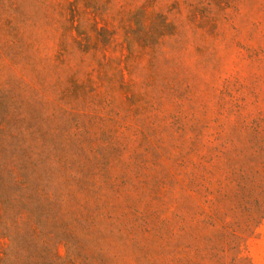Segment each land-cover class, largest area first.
Returning a JSON list of instances; mask_svg holds the SVG:
<instances>
[{"label": "rangeland", "instance_id": "obj_1", "mask_svg": "<svg viewBox=\"0 0 264 264\" xmlns=\"http://www.w3.org/2000/svg\"><path fill=\"white\" fill-rule=\"evenodd\" d=\"M1 106L6 264H264V0H0Z\"/></svg>", "mask_w": 264, "mask_h": 264}, {"label": "trees", "instance_id": "obj_2", "mask_svg": "<svg viewBox=\"0 0 264 264\" xmlns=\"http://www.w3.org/2000/svg\"><path fill=\"white\" fill-rule=\"evenodd\" d=\"M103 31L107 32L106 29H104ZM87 40L90 41V38L87 37ZM5 114H6V111L3 109V106H1L0 119H3V116ZM1 124H2V122L0 121V127H1ZM4 138L5 137L0 136V143L2 142V139H4ZM9 138L12 139L11 137H9ZM1 145H2V143H1ZM0 154H1V160H3V163H1V164H9L4 169L3 168L0 169V187L5 186L6 191H13V190L17 189V187L19 185V181L16 177L17 172H19V171L23 172V170H26V169L22 168V167H20L19 169H16L15 166L10 165V164H12V159L14 157L13 148H9V150H8L4 146H2L1 150H0ZM8 154H9V157H8ZM5 178L9 179V181L7 182ZM5 181H6V183H5ZM6 195L8 196L7 192H6ZM6 205H8L7 202L3 203L2 199H1L0 200V215H1L4 207H6ZM5 238H8V235H5ZM6 259H7V254L0 253V264H6ZM16 263L18 264L17 261H16Z\"/></svg>", "mask_w": 264, "mask_h": 264}]
</instances>
